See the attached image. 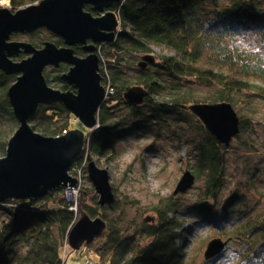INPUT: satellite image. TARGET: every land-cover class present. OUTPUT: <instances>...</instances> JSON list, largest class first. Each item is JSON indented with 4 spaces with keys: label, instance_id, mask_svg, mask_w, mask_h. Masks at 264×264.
<instances>
[{
    "label": "trees",
    "instance_id": "1",
    "mask_svg": "<svg viewBox=\"0 0 264 264\" xmlns=\"http://www.w3.org/2000/svg\"><path fill=\"white\" fill-rule=\"evenodd\" d=\"M40 1L6 0V6L15 11ZM84 9L95 16L101 14L88 4ZM109 9L117 14L120 26L112 41L97 45L107 94L97 113L100 129H85L83 151L70 167L80 165L81 178L86 177V164L92 161V154L104 153L115 139L132 129L123 126L122 118L110 120L122 103L134 115L147 105L154 112L171 109L195 120L197 117L187 108L193 103L225 101L236 110L239 97L264 99V0H120ZM18 34L26 35L37 48L47 41L63 45L61 38L45 28L13 33L11 39ZM246 37L255 45L241 44ZM106 45L108 51H104ZM153 47L172 55H153ZM147 54L154 56L153 63L143 68L139 62L136 67L127 65V55L136 58ZM24 56L21 53L13 59ZM65 68L62 64L58 69ZM126 68L136 70V74H129ZM59 70L52 77L44 73L47 83L56 81L58 89L71 90ZM16 78V74L0 70V157L5 155L8 140L18 127L7 97ZM184 82L214 87V93L196 99L189 90L182 91ZM133 85L148 91L142 105L130 104L123 97ZM163 91L170 94L168 98ZM239 117L238 141L251 126L243 115ZM34 118L37 120L31 127L48 136L62 135L76 125L75 116L60 102L40 104L29 123ZM206 134L203 143L193 147L191 169L201 185L199 198L186 207L187 221L181 217L184 206L169 197L152 207V215L138 222L130 218L125 225L124 208L134 207V201L115 194L112 204L100 205L93 187L83 180L75 199H69L66 187L59 186L40 197L8 198L0 203V264H64L69 232L81 215L103 220L101 233L82 245L92 248L106 264H194L185 243L189 233L207 221L218 228L223 240H228L218 256L231 251L229 257L234 258V264H264V212L252 213V207H241L246 202L240 192L226 199L220 197L229 146ZM142 236L143 243L139 242ZM218 256L200 264H212Z\"/></svg>",
    "mask_w": 264,
    "mask_h": 264
},
{
    "label": "water",
    "instance_id": "2",
    "mask_svg": "<svg viewBox=\"0 0 264 264\" xmlns=\"http://www.w3.org/2000/svg\"><path fill=\"white\" fill-rule=\"evenodd\" d=\"M120 0H41L15 11L0 8V70L16 74L9 86L7 97L18 127L10 136L6 153L0 157V203L8 198L31 199L40 197L56 187H73L76 178L69 174L74 159L83 151L85 132L71 129L59 136L43 135L30 123L40 104L60 102L89 130L100 129L98 110L107 94L101 81L100 58L97 44L112 41L120 26L117 14L109 8ZM91 5L101 13L93 15L84 9ZM45 28L63 40V46L47 41L40 48L25 40H13L17 32H32ZM80 44L87 52L77 56L72 46ZM25 54L20 60L13 58ZM154 56H142L138 66L153 63ZM66 63L69 68L61 79L72 90L63 91L50 86L44 76L48 66ZM148 91L141 85L130 86L124 99L133 105H142ZM203 123L215 139L228 146L240 132L241 119L229 102H197L187 107ZM184 154V153H183ZM86 175L98 195L100 205H110L115 200L108 171L90 161ZM196 180L191 168L185 169L174 193L189 190ZM104 227L99 217L81 215L68 235L72 250L79 249L99 235ZM228 240L211 239L204 251L206 260L221 254Z\"/></svg>",
    "mask_w": 264,
    "mask_h": 264
},
{
    "label": "rangeland",
    "instance_id": "3",
    "mask_svg": "<svg viewBox=\"0 0 264 264\" xmlns=\"http://www.w3.org/2000/svg\"><path fill=\"white\" fill-rule=\"evenodd\" d=\"M6 3V0H1L0 8L7 7ZM13 40L27 41V37L18 34ZM251 41L250 37H246L245 40H241V44L255 45ZM108 48L107 45L104 46V51H108ZM152 51L153 55H172L169 51L159 47H153ZM141 56L135 58L127 55L126 58L130 61L127 65L136 67ZM67 67L68 65L65 70H59L55 66H49L46 67L44 73L52 77L58 73V70L63 74L67 71ZM126 70L129 74H136V70L132 68H126ZM101 81L103 82V79ZM48 84L54 88L60 85L56 81ZM181 88L182 91L189 90L196 99H205L214 93V87L195 83L184 82ZM163 94L165 98L170 95L167 91H163ZM236 102L238 115H243L251 126L249 131L240 135L239 141L234 137L228 145L226 178L220 197L226 199L232 193L240 192L244 195L246 202V204H240L241 207L246 205L245 208L252 207V213H262L264 212V99L239 97ZM163 112H154L146 105L141 108L139 114L134 115L130 107L124 103L118 105L110 120L116 121L122 118L124 119L123 126H129L132 129L126 136L115 139L111 146L105 148L104 153L92 154L91 160L99 168L108 171L109 182L116 196L127 197L134 201V207L128 205L124 208L125 221L134 218L138 222L152 215V207L170 197L176 199L181 207L184 206V213L181 217L185 222L188 220L186 207L199 198L201 180H195L194 185L183 193H174V188L185 169L192 166L193 147L203 143L208 131L205 127V129L202 128L203 123L195 114L198 120L180 111L168 109ZM75 119L76 125L72 129L78 128L85 132L87 128L77 118ZM36 120V118L32 119L30 124ZM16 129L17 127L14 130ZM70 171L72 177H80L79 182L76 181L75 184L77 187L75 186L71 191L72 199H75L81 181L84 180V184L88 182L90 185L91 182L87 175L85 179L81 178L80 165L71 168ZM2 216L0 213V217ZM125 221L124 224H128ZM213 238L224 237L219 236L218 228L209 221L197 226L193 233H189L185 245L188 257L194 264H200L205 260L206 245ZM139 242L143 243L144 238ZM230 254L231 251L218 256L212 264H234V258L229 257ZM63 258L64 264H86V260H90L92 264H106L97 252L85 245L72 250L68 244L63 250Z\"/></svg>",
    "mask_w": 264,
    "mask_h": 264
},
{
    "label": "flooded vegetation",
    "instance_id": "4",
    "mask_svg": "<svg viewBox=\"0 0 264 264\" xmlns=\"http://www.w3.org/2000/svg\"><path fill=\"white\" fill-rule=\"evenodd\" d=\"M64 45V44H63ZM62 45V46H63ZM98 45V44H97ZM96 45V46H97ZM73 47V49H74V47H76L77 49H78V51H79V53L78 54H76L75 52V54L77 55V56H80V57H84V56H86L87 55V52L85 51V50H83V47H82V45H80V44H76V45H74V46H72ZM74 51H75V49H74ZM100 58V57H99ZM62 64H64V65H68V64H66V63H60L58 66H56V68L58 67H60ZM49 67V66H48ZM50 67H52V66H50ZM68 68H69V65H68V67H67V70H68ZM46 69V68H45ZM45 71V70H44ZM71 90L72 91H74L75 92V89H73V88H71Z\"/></svg>",
    "mask_w": 264,
    "mask_h": 264
},
{
    "label": "built area",
    "instance_id": "5",
    "mask_svg": "<svg viewBox=\"0 0 264 264\" xmlns=\"http://www.w3.org/2000/svg\"><path fill=\"white\" fill-rule=\"evenodd\" d=\"M69 174L71 175V171L69 170ZM74 178H76V181H78L79 182V180H80V177L78 178V177H74ZM76 186V185H75ZM75 186H73V187H71V188H69V187H66L67 188V191H66V194H67V196H68V198H70V199H72V188H74ZM77 187V186H76ZM86 264H92L91 263V261L90 260H86Z\"/></svg>",
    "mask_w": 264,
    "mask_h": 264
}]
</instances>
